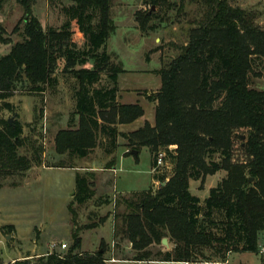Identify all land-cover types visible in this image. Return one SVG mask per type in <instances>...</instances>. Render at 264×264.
Listing matches in <instances>:
<instances>
[{
    "label": "trees",
    "instance_id": "1",
    "mask_svg": "<svg viewBox=\"0 0 264 264\" xmlns=\"http://www.w3.org/2000/svg\"><path fill=\"white\" fill-rule=\"evenodd\" d=\"M8 1L0 0V6ZM15 1L24 9L14 30L20 40L13 42L0 24V47L9 46L8 53L0 54L2 107L11 108L5 101L19 87L41 93L46 86L58 85L60 69L73 74L74 114L79 122L58 133L55 150L70 159H85L97 148L113 156L122 135L118 126L133 124L145 116V110L138 103L118 102L119 77L126 71L120 63L113 65L107 52L108 40L117 30L112 0H49L62 7L66 21L60 29L41 25L32 12L37 0ZM170 1L145 0L149 9L136 13L140 29L152 30L153 7L170 9ZM195 1L204 11L193 21L188 43L178 48V56L157 72L161 87L149 96L155 103V124L146 121L138 130L122 135L134 151L149 148L154 181L167 180L157 190L121 198L127 211L116 214L119 223L114 221V236L121 234L129 241L135 251L133 261L226 264L233 253H258L264 239V89L252 87V78L264 80V28L256 23L255 13L229 0ZM77 33L85 39L83 47L74 41ZM104 74L107 84L102 85ZM240 131H247L242 148L246 159L234 162ZM23 134L20 122H1L0 187L5 185L2 180L24 177L44 163L42 146L31 144V156L20 153L28 146ZM160 154L172 161L171 177L159 173ZM56 167L76 168L66 163ZM220 171L227 176L201 205L190 192V181ZM95 179L92 172L77 174L76 203L82 206L95 197ZM70 211L75 213L72 205ZM7 228L13 230V226ZM164 238H170L174 248L154 253L151 248ZM102 244L96 253L83 251L77 228L65 253L53 251L36 259L26 256L8 264H106ZM205 249L217 250L220 260L206 256Z\"/></svg>",
    "mask_w": 264,
    "mask_h": 264
},
{
    "label": "rangeland",
    "instance_id": "2",
    "mask_svg": "<svg viewBox=\"0 0 264 264\" xmlns=\"http://www.w3.org/2000/svg\"><path fill=\"white\" fill-rule=\"evenodd\" d=\"M229 2L235 7L255 13L256 23L264 28V0ZM169 4H173L170 9L153 7L155 19L150 23L153 29L145 32L136 20L137 11L149 9L145 0H112L111 16L117 30L108 40L107 52L111 55V63H120L126 71L119 77L121 102L139 103L145 110L141 121L131 126H121L122 135L130 134V130H138L146 121L155 124V103L149 100V96L157 93L161 87V78L157 72L178 56V48L188 43L193 21L204 11L202 4L195 0H171ZM32 12L44 28L60 29L66 21L58 2L37 0ZM23 15L24 9L15 0L0 6V24L13 42L20 40L14 30ZM74 41L79 47L85 44V39L78 33ZM8 49L9 46L0 47V54L8 53ZM56 77L58 85L46 86L41 93L19 87V91L5 101L11 105L10 109L2 107L4 102L0 101V126L2 121L11 120L12 124L18 121L24 127L23 135L28 138V146L21 148L20 153L31 156V144L42 146L44 153V163L34 166L24 177L17 175L2 180L5 184L0 187L2 264H8L16 257L31 256L36 259L53 251L65 253L73 243V233L77 228L82 238L83 251L96 253L104 242L106 264H132L111 260L132 259L135 254L125 236H114L113 224L114 221L119 223L116 214L127 211L125 199L132 197L133 193L150 188L157 190L161 186L160 181H154L151 152L149 148L143 147L138 151V157L126 156L125 150L132 154L134 149L127 145V140L121 135L118 139L120 147L113 156H106L100 148L85 159H70L67 155L58 154L55 150L58 133L70 126H78L79 115L74 114L73 109V87L76 84L74 75L63 73L60 69ZM101 84H107L105 74L102 75ZM252 87L263 90L264 80L252 78ZM240 134L245 136V140L236 141L234 162H245L246 159L242 148L247 131H240ZM61 163L76 166L77 169L56 167ZM113 168L117 171H113ZM87 172L95 174L96 195L81 206L74 200L76 176ZM172 172V161L165 157L159 173L171 177ZM226 176V171H220L203 180H191L190 192L203 205L210 190ZM100 198H103L101 203ZM71 205L75 213L70 211ZM91 225L96 227L86 228ZM7 226H13V230ZM164 239H167V245L163 241L154 245L151 248L154 253L174 248L170 238ZM62 244H66L67 249H62ZM204 254L220 260L217 250L205 249ZM228 260L230 264H264L262 256L253 252L234 254Z\"/></svg>",
    "mask_w": 264,
    "mask_h": 264
},
{
    "label": "crops",
    "instance_id": "3",
    "mask_svg": "<svg viewBox=\"0 0 264 264\" xmlns=\"http://www.w3.org/2000/svg\"><path fill=\"white\" fill-rule=\"evenodd\" d=\"M120 85H121V83H120V79H119V87H120ZM126 93H129V92H126ZM118 102L119 103H121V104H136V103H128V102H126V103H124V102H121V92L119 93V97H118ZM139 104V103H138ZM75 108V102H74V106H73V109ZM143 119V117L141 118V119H139V120H137L136 122H134L133 124H131V125H134V124H136L138 121H141ZM145 123V122H144ZM131 125H119L118 126V129H119V132L121 133V129H122V127L121 126H131ZM130 132H134V130L133 131H131L130 130ZM118 145H119V147H120V144H119V141H118ZM127 151L128 150H125V154L127 153ZM134 152V151H133ZM133 152H132V154L131 155H135V154H133ZM137 152V151H136ZM139 155V153L137 152V155H135L136 157ZM67 169V168H66ZM71 169H75V168H71ZM77 169V168H76ZM117 171V169L116 168H113V171ZM161 183H163V182H161ZM161 186H163L162 184H161ZM234 254H236V255H243L244 253H242V252H239V253H233V254H231V255H229L230 257H232ZM261 256V255H260ZM230 257H228V258H230ZM16 259H23V257H16V258H14V260H16ZM241 259V258H240ZM13 260V261H14ZM242 260V259H241ZM116 262H129V263H132V264H208V263H206V262H195V263H193V262H163V261H133V260H131V258L130 259H124V260H116L115 261V263ZM242 262V261H241ZM262 262L264 263V256H262ZM226 264H230L229 263V260H227V262H226Z\"/></svg>",
    "mask_w": 264,
    "mask_h": 264
},
{
    "label": "built area",
    "instance_id": "4",
    "mask_svg": "<svg viewBox=\"0 0 264 264\" xmlns=\"http://www.w3.org/2000/svg\"><path fill=\"white\" fill-rule=\"evenodd\" d=\"M163 157H164L163 154H160V155H159V158H158V166H159V167L162 165ZM161 184H162V183H161ZM62 249H67V245H66V244H62ZM258 254L261 255V256H264V240H260V242H259V246H258ZM111 260H112V262H113V261H114V262L116 261V259H115V260L111 259ZM117 261H118V260H117Z\"/></svg>",
    "mask_w": 264,
    "mask_h": 264
},
{
    "label": "water",
    "instance_id": "5",
    "mask_svg": "<svg viewBox=\"0 0 264 264\" xmlns=\"http://www.w3.org/2000/svg\"><path fill=\"white\" fill-rule=\"evenodd\" d=\"M9 123L12 124V123H11V120H9ZM242 140H245V136H242ZM133 154L137 155V152L134 151ZM166 183H167V182H163L162 185L164 186ZM163 244H164V245H167V239H164V240H163Z\"/></svg>",
    "mask_w": 264,
    "mask_h": 264
}]
</instances>
